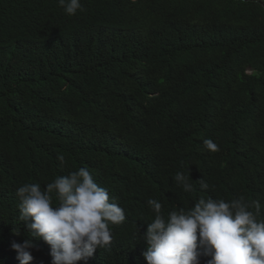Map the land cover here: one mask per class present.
I'll return each instance as SVG.
<instances>
[{"label":"trees","instance_id":"trees-1","mask_svg":"<svg viewBox=\"0 0 264 264\" xmlns=\"http://www.w3.org/2000/svg\"><path fill=\"white\" fill-rule=\"evenodd\" d=\"M81 3L69 16L58 0H0V264H20L11 245L30 238L18 187L82 167L130 189L137 215L87 264H147L149 199L165 217L205 196L261 201L247 194L264 185V0ZM34 243L31 264H51Z\"/></svg>","mask_w":264,"mask_h":264},{"label":"clouds","instance_id":"clouds-1","mask_svg":"<svg viewBox=\"0 0 264 264\" xmlns=\"http://www.w3.org/2000/svg\"><path fill=\"white\" fill-rule=\"evenodd\" d=\"M58 4L69 16L84 10L81 0H58ZM203 143L208 150L219 151L211 139ZM57 159L64 163L62 154ZM149 179L153 186L165 185ZM190 179V174L183 173L174 177L185 192L193 191ZM255 186L247 200L255 191L261 201L247 203L240 197L226 202L221 196H205L191 209L181 208L167 217L161 202L149 199L155 217L142 232V255L147 264H201L202 256L210 257L207 264H264V185ZM200 187L208 189L209 185L200 179ZM16 195L20 201L18 219L30 237L11 245L20 264H31L34 257L30 250L38 247L34 243L38 239L50 246L51 264H87L97 248L111 246L115 227L128 217L137 221L131 190L99 186L83 167L57 176L43 189L39 183H25Z\"/></svg>","mask_w":264,"mask_h":264}]
</instances>
